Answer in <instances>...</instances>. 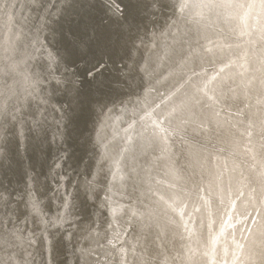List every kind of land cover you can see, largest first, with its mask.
<instances>
[{"label":"bare ground","instance_id":"obj_1","mask_svg":"<svg viewBox=\"0 0 264 264\" xmlns=\"http://www.w3.org/2000/svg\"><path fill=\"white\" fill-rule=\"evenodd\" d=\"M3 1L0 80L8 81L0 82V264H205L203 236L179 239L169 230L160 239L155 223L132 215L141 210L144 184L134 171L135 152L120 162L127 178L111 185L103 181L102 152L117 142L115 131L134 122L133 113L154 116L151 95L167 83L157 82L195 41L216 32L231 46L193 56L209 71L222 55L250 51L233 21L200 22L195 9L177 11L181 0L154 9L151 0ZM7 8L14 12L3 19ZM130 73L142 74L143 93L109 101L110 86ZM242 99L237 93L233 103ZM243 119L255 117L250 110ZM234 139L238 149L239 134ZM120 205L117 224L109 227ZM246 212L237 238L256 231L233 264H254V253L264 248V217L259 209Z\"/></svg>","mask_w":264,"mask_h":264},{"label":"clouds","instance_id":"obj_2","mask_svg":"<svg viewBox=\"0 0 264 264\" xmlns=\"http://www.w3.org/2000/svg\"><path fill=\"white\" fill-rule=\"evenodd\" d=\"M157 4L167 7L164 0H151L152 9ZM192 9L191 14L208 25L233 21L250 51L244 56L222 55L209 71L193 56L214 55L217 49L231 46L216 32L203 42L195 41L197 46L186 51L179 65H170L157 82L167 83L163 93L151 95L148 106L154 116L133 113L134 122L113 133L117 142L108 153L102 152L107 168L101 171L110 185L126 179L120 162L135 152L140 162L134 171L144 184L141 210L132 215L155 223L160 239L169 230L179 239L203 236L205 264H233L237 253L249 250L256 231L240 232L243 238L238 239L240 217L246 219L248 208L259 209L264 217V152L260 151L264 147V0H198L191 5L181 0L177 11ZM144 88L142 74L117 77L108 100L140 96ZM237 93L243 97L239 105L233 103ZM250 110L255 119L245 121L243 114ZM236 134L238 149L233 147ZM123 208L118 207L109 227L117 224L116 215ZM254 264H264V248L254 253Z\"/></svg>","mask_w":264,"mask_h":264},{"label":"rangeland","instance_id":"obj_3","mask_svg":"<svg viewBox=\"0 0 264 264\" xmlns=\"http://www.w3.org/2000/svg\"><path fill=\"white\" fill-rule=\"evenodd\" d=\"M6 1L9 3V5H10V0H4L3 1V3H6ZM15 1V2H14ZM18 2H19V0H18ZM16 4H17V0H13L12 1V3H11V5H15L16 6ZM10 9V8H9ZM8 8H7V12H9V14H5V13H3V14H1L2 15V17H3V19H5V18H11V16L10 15H12L13 14V12H14V10H9ZM7 24H8V22H6ZM18 43H16L15 42V40L12 42V44H10V47H12V49H16V48H18ZM8 46V45H7ZM6 79V80H5ZM8 81V79L5 77V76H2V79L0 80V82H2V83H6ZM31 80H28V82L24 85L25 87H28V83L30 82ZM33 208H30V210H32ZM34 209H36V208H34Z\"/></svg>","mask_w":264,"mask_h":264},{"label":"snow or ice","instance_id":"obj_4","mask_svg":"<svg viewBox=\"0 0 264 264\" xmlns=\"http://www.w3.org/2000/svg\"><path fill=\"white\" fill-rule=\"evenodd\" d=\"M91 74V73H90Z\"/></svg>","mask_w":264,"mask_h":264}]
</instances>
